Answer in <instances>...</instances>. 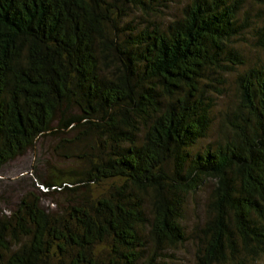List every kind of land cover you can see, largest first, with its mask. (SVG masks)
Returning <instances> with one entry per match:
<instances>
[{
  "label": "trees",
  "instance_id": "obj_1",
  "mask_svg": "<svg viewBox=\"0 0 264 264\" xmlns=\"http://www.w3.org/2000/svg\"><path fill=\"white\" fill-rule=\"evenodd\" d=\"M162 1L0 0V173L47 135L90 141L66 157L87 167L37 177L74 195L64 213L27 195L0 215V264H160L185 242L187 198L209 180L198 264L264 253V63L238 74L223 138L191 152L211 130L217 86L246 65L235 43L252 24L247 0H190L167 27H121ZM254 38L264 49V19ZM104 181L107 195L81 191Z\"/></svg>",
  "mask_w": 264,
  "mask_h": 264
},
{
  "label": "rangeland",
  "instance_id": "obj_2",
  "mask_svg": "<svg viewBox=\"0 0 264 264\" xmlns=\"http://www.w3.org/2000/svg\"><path fill=\"white\" fill-rule=\"evenodd\" d=\"M190 0H165L158 8V13L145 14L136 8L130 10L129 16L122 22L121 27L127 24L139 27L140 25H161L167 27L172 21L181 17L182 9ZM244 13H248L252 20L251 27L235 43L238 50L243 54L246 65L238 71L226 75L222 94L214 93L216 105L212 111V127L206 139L191 148L193 154L202 151L209 143L223 138V119L225 113L236 106L238 99L237 76L247 68L260 66L264 63V49L256 46L255 31L261 26L264 19V0H247ZM153 23V24H151ZM141 27V26H140ZM142 28V27H141ZM122 29V28H121ZM76 133H62L60 135H47L38 141L36 146L25 155L18 157L6 165L0 173V215L6 214L17 206L20 201L27 197H36L41 200L42 206L58 215L64 213L73 203L74 195L70 192L49 191L37 178L43 175L45 178L54 173V167L71 168L82 170L87 167L86 161L73 158L67 160L72 154H78L84 150L90 141L73 143ZM64 138L70 143L65 148H59V142ZM112 181H104L100 184H92L81 189L90 198L107 195L110 191ZM214 182L209 180L197 193L188 196L184 216L181 224L184 228L186 240L176 247H169L163 251L160 264H198V249L201 239L204 237V228L209 220L208 204ZM102 257L105 256L104 249L99 247ZM242 252L243 249H241ZM239 254L236 261L229 260L225 264H264V253L254 256L251 252Z\"/></svg>",
  "mask_w": 264,
  "mask_h": 264
}]
</instances>
